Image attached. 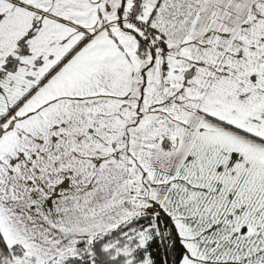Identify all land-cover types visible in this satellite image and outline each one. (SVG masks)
Wrapping results in <instances>:
<instances>
[{"label":"snow or ice","instance_id":"obj_1","mask_svg":"<svg viewBox=\"0 0 264 264\" xmlns=\"http://www.w3.org/2000/svg\"><path fill=\"white\" fill-rule=\"evenodd\" d=\"M0 264H264V0H0Z\"/></svg>","mask_w":264,"mask_h":264}]
</instances>
